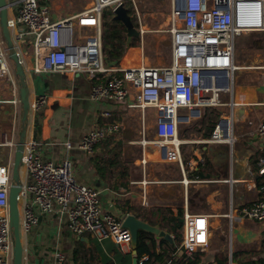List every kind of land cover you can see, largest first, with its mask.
Instances as JSON below:
<instances>
[{
    "label": "built area",
    "instance_id": "built-area-1",
    "mask_svg": "<svg viewBox=\"0 0 264 264\" xmlns=\"http://www.w3.org/2000/svg\"><path fill=\"white\" fill-rule=\"evenodd\" d=\"M48 2L6 0L7 26L26 73L83 75L91 83L90 100L124 102L127 108L140 112L142 121L145 111L153 109L156 138H147L142 126L139 143H154L162 161L181 162L179 127L201 119L203 109L238 105L232 98L234 73L245 65L235 63L236 39L244 31L264 29V0H170L175 20L167 30L170 62L153 64L143 58L135 64H114L107 62L102 49L103 9L123 2L137 23L138 44L142 47L146 28L139 0H90L88 7L57 19L52 18ZM82 19L90 23L82 25ZM247 67L255 70L258 66ZM6 78L12 93L8 101L20 105L19 86L0 28V79ZM224 94L228 95L225 103L221 98ZM47 100V94L36 95L30 101V112L43 109ZM250 103L263 104L264 94L256 95ZM101 115L105 119L95 122L77 145L89 155L101 139L114 137L120 131V122L110 118V111ZM233 123L232 116L215 124L203 123V128L211 132L203 141L230 142ZM254 133L264 136V120L255 124ZM40 143L33 135L24 143L25 179L18 196L20 232L27 233L36 225L37 213L60 212L75 235L89 233L98 239L109 237L117 245L130 244L131 234L122 226V220L101 209L99 191L75 179L68 158L59 162L43 159ZM63 144L72 148L69 140ZM12 161L13 152L5 163H0V264H12L13 259L8 206ZM258 162L260 171H264V156ZM241 214L247 219L264 221V192L242 207ZM182 220L180 244L161 264H181L182 258L193 259L194 252L208 243L205 215L185 210ZM54 256L56 264H69L62 252L56 251ZM146 258L143 255L140 261Z\"/></svg>",
    "mask_w": 264,
    "mask_h": 264
},
{
    "label": "crops",
    "instance_id": "crops-1",
    "mask_svg": "<svg viewBox=\"0 0 264 264\" xmlns=\"http://www.w3.org/2000/svg\"><path fill=\"white\" fill-rule=\"evenodd\" d=\"M89 3L90 0H54L49 3L50 14L57 19L80 11ZM143 47L144 43L142 47L140 44L128 47L120 61L135 64L146 59ZM235 51V63L245 66L234 73L232 98L243 106L211 107L214 117L203 111V117L198 121L180 126V163L160 160L154 143H139L142 126L147 138H156L153 129L155 111L147 109L142 121L140 112L127 108L124 102L92 101L90 80L83 75L27 73L30 101L38 94H47L48 100L43 109L29 112L26 138L33 135L39 139L43 159L59 162L68 158L75 179L95 187L99 191L101 209L118 219L131 214L149 224L156 221L151 225L167 232L157 223L159 215L154 209L165 208L164 216L169 220L178 218L180 221L185 210L205 215L208 243L196 251L202 254L198 264H216L222 255L227 256L229 264L242 261L262 264L264 221L243 217L241 208L250 205L264 192V185L257 186L258 181H263L264 174L258 162V158L264 156V136L254 133L255 124L264 120V103H250L256 95L264 94V29L240 34ZM239 52H244L246 57L239 58ZM248 65L261 68L247 70ZM14 78L18 83L15 73ZM10 89V80L0 79V163H5L12 155V144L19 135L16 115L21 113V105L4 99L6 94L12 97ZM221 98L224 103L228 101L227 94ZM105 110L111 112L110 118L120 122V131L114 137L101 139L89 155L77 145L95 122L105 119L101 115ZM229 116L234 120L230 142L204 143L202 138L210 132H205L203 123L215 124ZM198 123L202 127L194 136L193 127ZM68 140L72 148L64 146ZM203 158L209 164L200 172ZM206 174L209 177L204 176ZM20 233L23 264H56V251L62 252L69 264H133L135 256L130 244L117 245L109 237L98 239L89 233L75 235L60 212L37 213L36 225L29 232ZM167 233L171 240H166L172 242L173 234ZM153 237L160 249L159 242L165 238L155 234Z\"/></svg>",
    "mask_w": 264,
    "mask_h": 264
},
{
    "label": "water",
    "instance_id": "water-1",
    "mask_svg": "<svg viewBox=\"0 0 264 264\" xmlns=\"http://www.w3.org/2000/svg\"><path fill=\"white\" fill-rule=\"evenodd\" d=\"M112 16L111 20L119 21L125 28L126 44L128 45L133 39L139 37V30L134 24L128 7L123 2L117 5H111ZM0 28L8 57L13 64L14 73L19 84V101L21 105V128L18 139L13 146V161L11 170V183L9 185L8 206H9V224L12 228L13 236V259L12 264H23V248L21 242V233L19 229V201L18 196L22 188V178L20 169L22 167V155L24 143L28 128V119L30 112L29 88L27 84V73L21 63L19 55L14 47L10 30L7 26V3L6 0H0ZM226 122V121H225ZM228 136V135H227ZM227 150L229 146L226 145ZM209 177V174L204 175ZM182 222V218H180ZM122 226L127 228L131 234L130 245L132 253L135 255L138 231L143 230L155 234L157 237H163L171 240L170 235L159 227L149 224L141 219L136 218L131 214H127L122 219ZM133 264L137 263V257L132 259Z\"/></svg>",
    "mask_w": 264,
    "mask_h": 264
},
{
    "label": "trees",
    "instance_id": "trees-1",
    "mask_svg": "<svg viewBox=\"0 0 264 264\" xmlns=\"http://www.w3.org/2000/svg\"><path fill=\"white\" fill-rule=\"evenodd\" d=\"M134 24L137 26V23ZM135 45V39H133L128 45L126 44L125 28L119 21L111 20V18L108 21H102V49L107 62L114 64L119 63L128 47ZM208 164V160L203 158V161L200 163L202 166L199 171H205ZM262 179L263 181H258V187L264 185V174L262 175ZM154 211L159 215L157 223L160 228H165L167 232L172 233L173 241L170 242L166 239H161L159 242L160 249H157L153 234L139 230L135 249V256L137 257L138 264H160L164 259L170 256L173 251H175L182 238V222H180L178 218L172 220L167 219L164 216L165 208L162 207L156 208ZM180 215L181 212H179V216ZM155 222L156 221H151L150 224ZM143 255H146L147 258L140 261V258ZM200 255H202L201 252H195L194 259L182 258L181 264H198V258ZM231 259L233 261V255ZM216 264H229L227 256L222 255L219 257ZM238 264L249 263L242 261ZM262 264H264V262Z\"/></svg>",
    "mask_w": 264,
    "mask_h": 264
},
{
    "label": "rangeland",
    "instance_id": "rangeland-1",
    "mask_svg": "<svg viewBox=\"0 0 264 264\" xmlns=\"http://www.w3.org/2000/svg\"><path fill=\"white\" fill-rule=\"evenodd\" d=\"M138 8L142 16L143 25H145V28H146V32L144 35L145 41H144V47H143L144 57H146L149 63L168 64L170 62L171 56H170L169 35H168L167 30L172 25V22L173 21L175 22L172 16L170 0H139ZM129 13L131 14L130 10H129ZM111 16H112L111 8L110 7L104 8L103 9V20L108 21L110 20ZM132 19H133V22L136 23L133 16H132ZM161 31H164L165 34L162 35ZM137 42H139V38L135 39V44H138ZM238 57L245 58L246 55L244 52H239ZM11 65L13 67L12 62H11ZM13 70H14V67H13ZM4 99L11 100V97L6 94ZM204 111L206 114L208 113L209 117L215 116V112H212L214 110L211 107H206ZM20 115H21L20 112L16 115V122L18 124L19 132L21 128ZM154 115H155V112H154ZM10 117L12 118V115ZM199 124L200 123L195 124L193 127L194 132H192V134L194 136L196 135V133L198 135V132H200L201 130L202 126H200ZM205 132H208V131L205 130ZM207 138H209V136H206L202 139H207ZM204 143H209V142H204ZM20 173H21V178H22L23 167H21Z\"/></svg>",
    "mask_w": 264,
    "mask_h": 264
},
{
    "label": "bare ground",
    "instance_id": "bare-ground-1",
    "mask_svg": "<svg viewBox=\"0 0 264 264\" xmlns=\"http://www.w3.org/2000/svg\"><path fill=\"white\" fill-rule=\"evenodd\" d=\"M88 23H90V22H89L87 19H82V20H81V24H82V25H85V24H88ZM237 104H238V103H237ZM236 109H237V108H236ZM236 109H235V110H236ZM235 113H236V112H235ZM239 113H240V112H239ZM237 115H238V113H237ZM239 115H240V114H239Z\"/></svg>",
    "mask_w": 264,
    "mask_h": 264
}]
</instances>
